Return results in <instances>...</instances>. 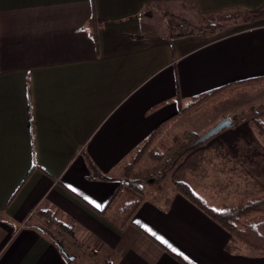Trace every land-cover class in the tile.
Instances as JSON below:
<instances>
[{"label":"crops","instance_id":"obj_1","mask_svg":"<svg viewBox=\"0 0 264 264\" xmlns=\"http://www.w3.org/2000/svg\"><path fill=\"white\" fill-rule=\"evenodd\" d=\"M188 1L0 0V264H82L90 245L106 264H264L172 184L205 199L194 183L214 181L219 149L236 198L250 197L234 143L190 147L125 227L100 212L191 97L264 76V0H190L194 16L234 15L213 37L150 30L159 7Z\"/></svg>","mask_w":264,"mask_h":264},{"label":"rangeland","instance_id":"obj_2","mask_svg":"<svg viewBox=\"0 0 264 264\" xmlns=\"http://www.w3.org/2000/svg\"><path fill=\"white\" fill-rule=\"evenodd\" d=\"M194 6L195 5L190 0L187 3H183L182 7L188 10V13H180L179 10L175 11L171 6L166 9H170L173 12H165L164 7H159L155 12L156 14L148 19L149 28L151 27L150 30L154 31V33L159 32L161 29L167 32L166 29L170 30V26H173L172 23L174 25L180 23L179 21L182 16L188 17L194 24H197L199 20L194 16L195 14L193 15L196 10ZM170 13L174 14V16L170 15ZM171 18L173 19L172 21H170ZM210 36L213 37L214 34ZM180 114L182 115L181 118L174 117V119L170 120V124L164 125L156 134L155 141L152 142V146L155 149L165 151L169 147L175 146L177 142L176 138L188 137L186 133H194L197 139L221 119L229 117L236 124L234 129H223L220 133L202 141V143L214 142V148L217 143H234L235 148L231 151L229 149L226 152H232L236 161L241 166L237 164L236 167L240 170L242 176L245 173L243 165L247 168L246 177L250 179V185L252 187L250 197L254 194L258 195L264 193V191L260 192L258 190V188L264 184V85L259 87L256 86V88L253 89L240 88L226 98L206 105L200 110L189 113L181 112ZM195 140L190 147L194 145ZM199 143H197V145H199ZM209 151L210 150L205 152L209 153ZM222 153L224 152L219 149H214V181H209L206 179V176L202 181L201 176L198 175L197 178L199 181L197 180L194 184L199 192L205 195V199L201 198L202 196H198L203 203L208 205V201L212 203V200H214V206L217 204L224 208L231 203L245 199V197L236 198L238 197V192H236L238 185L236 184V186H234L232 181H229V167L226 162V156ZM193 159L194 158L191 157L188 163L195 162ZM154 168V160L146 154L135 167V174L155 176ZM259 177H261L260 181ZM254 179L257 180L255 181ZM161 181L157 180L155 182H150L147 184L146 190L149 188L150 184H158ZM172 184L174 186V182H172ZM169 185L170 184H168L166 188L161 187V190H167ZM245 194L247 195L248 193ZM234 198L236 201L232 202ZM77 252L81 254L77 255L76 260L82 259V264H106V258L97 250L96 246L90 245L83 247L82 251Z\"/></svg>","mask_w":264,"mask_h":264},{"label":"trees","instance_id":"obj_3","mask_svg":"<svg viewBox=\"0 0 264 264\" xmlns=\"http://www.w3.org/2000/svg\"><path fill=\"white\" fill-rule=\"evenodd\" d=\"M170 15L174 16L172 13ZM233 16L228 13L215 15L214 13L206 15L197 14L195 16L199 20L197 24H194L188 17L182 16L179 21L180 23L174 25L171 22L173 26H170V37H183L193 34L210 36L222 30L226 22L232 19ZM172 20L171 18L170 21ZM263 85L264 76L228 83L191 97L188 104L180 112H194L206 105L226 98L240 88L253 89L256 86ZM158 130L159 128L147 137L135 151L131 160L125 164L124 180L113 191L104 207L100 209L102 214H108L110 211L117 212L120 228L132 222L134 214L145 200L147 184L162 180L184 157L188 148L196 139L194 133H186L188 137L176 138L177 142L175 146L161 151L152 146ZM146 154L155 162V176L135 174V167ZM174 187L188 196L198 207L236 239L254 251L264 253V193L238 200L223 209H215L203 203L190 190L186 183L174 181ZM45 232L53 238L49 229L45 230Z\"/></svg>","mask_w":264,"mask_h":264},{"label":"water","instance_id":"obj_4","mask_svg":"<svg viewBox=\"0 0 264 264\" xmlns=\"http://www.w3.org/2000/svg\"><path fill=\"white\" fill-rule=\"evenodd\" d=\"M232 125H233V121L231 120V118L229 117L223 118L219 122H217L212 128L206 131L202 136L198 137L195 140L194 144L205 141L210 137L220 133L223 129L232 127Z\"/></svg>","mask_w":264,"mask_h":264},{"label":"snow or ice","instance_id":"obj_5","mask_svg":"<svg viewBox=\"0 0 264 264\" xmlns=\"http://www.w3.org/2000/svg\"><path fill=\"white\" fill-rule=\"evenodd\" d=\"M158 239H161V241H162V242H165V243H166V241H163V239H162V238L158 237ZM174 251H175V249H174Z\"/></svg>","mask_w":264,"mask_h":264}]
</instances>
